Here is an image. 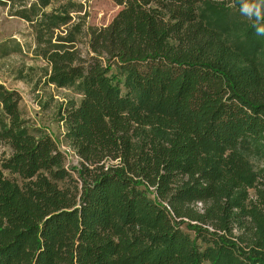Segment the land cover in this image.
I'll list each match as a JSON object with an SVG mask.
<instances>
[{
	"label": "trees",
	"instance_id": "obj_1",
	"mask_svg": "<svg viewBox=\"0 0 264 264\" xmlns=\"http://www.w3.org/2000/svg\"><path fill=\"white\" fill-rule=\"evenodd\" d=\"M53 1L0 5L31 25L44 82L81 95L58 109L79 163L0 81V264H264V36L245 0H112L84 51L77 3Z\"/></svg>",
	"mask_w": 264,
	"mask_h": 264
},
{
	"label": "rangeland",
	"instance_id": "obj_2",
	"mask_svg": "<svg viewBox=\"0 0 264 264\" xmlns=\"http://www.w3.org/2000/svg\"><path fill=\"white\" fill-rule=\"evenodd\" d=\"M64 0H54L46 8L57 7ZM77 8L71 15L82 22L79 47L86 48L88 27H104L119 10L112 0H74ZM78 5H80L78 7ZM34 34L31 25L10 15L6 6L0 5V81L5 87L15 89L21 95L20 110L29 122L42 128L57 143L65 155L68 168L78 165L65 124L60 120L58 109L81 95L75 88H60L44 82L45 62L34 54ZM207 264V263H205Z\"/></svg>",
	"mask_w": 264,
	"mask_h": 264
},
{
	"label": "clouds",
	"instance_id": "obj_3",
	"mask_svg": "<svg viewBox=\"0 0 264 264\" xmlns=\"http://www.w3.org/2000/svg\"><path fill=\"white\" fill-rule=\"evenodd\" d=\"M257 3L258 0H245V3L242 4V11L245 14L251 13V18L253 21H261V24L259 26L254 24V27L256 29L257 35L264 36V31L261 30L262 28H264V5L260 6V14L259 16H257ZM245 9H249L250 11H245Z\"/></svg>",
	"mask_w": 264,
	"mask_h": 264
}]
</instances>
